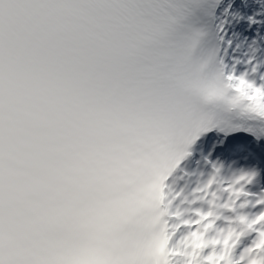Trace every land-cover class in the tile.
<instances>
[{
  "label": "snow or ice",
  "instance_id": "6c2138e0",
  "mask_svg": "<svg viewBox=\"0 0 264 264\" xmlns=\"http://www.w3.org/2000/svg\"><path fill=\"white\" fill-rule=\"evenodd\" d=\"M0 264H264V0H0Z\"/></svg>",
  "mask_w": 264,
  "mask_h": 264
}]
</instances>
